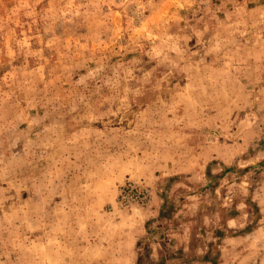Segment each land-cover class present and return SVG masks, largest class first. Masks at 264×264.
Instances as JSON below:
<instances>
[{"label":"rangeland","instance_id":"374dc122","mask_svg":"<svg viewBox=\"0 0 264 264\" xmlns=\"http://www.w3.org/2000/svg\"><path fill=\"white\" fill-rule=\"evenodd\" d=\"M108 263L264 264V0H0V264Z\"/></svg>","mask_w":264,"mask_h":264},{"label":"crops","instance_id":"0c3cea01","mask_svg":"<svg viewBox=\"0 0 264 264\" xmlns=\"http://www.w3.org/2000/svg\"><path fill=\"white\" fill-rule=\"evenodd\" d=\"M80 240H82V239H80ZM92 242L94 243V240ZM96 243L100 245L99 241L95 242L93 245H95ZM76 245H85V244H83L82 242H79V240H76ZM88 246L90 247L91 244H88ZM106 248H107L106 246H101L100 249L99 248L97 249V250H99L98 252L100 253L99 258L108 259V260H110L109 263L112 261H120V262H122V260L124 262L126 261V259L128 257V252L126 250L124 252H121V251L116 252L115 249L113 251H112V249L110 251H108V250H106Z\"/></svg>","mask_w":264,"mask_h":264},{"label":"built area","instance_id":"2783aa9c","mask_svg":"<svg viewBox=\"0 0 264 264\" xmlns=\"http://www.w3.org/2000/svg\"><path fill=\"white\" fill-rule=\"evenodd\" d=\"M139 195L138 196H136V198H138L139 199V201H142V200H144V199H146V193H145V191L143 192H139L138 193ZM140 196V197H139Z\"/></svg>","mask_w":264,"mask_h":264}]
</instances>
